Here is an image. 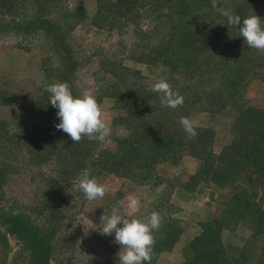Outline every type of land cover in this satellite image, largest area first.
<instances>
[{
	"label": "trees",
	"instance_id": "16d2710c",
	"mask_svg": "<svg viewBox=\"0 0 264 264\" xmlns=\"http://www.w3.org/2000/svg\"><path fill=\"white\" fill-rule=\"evenodd\" d=\"M95 3L94 24L107 19L109 25L120 23L119 34L133 40L120 45L118 60L98 54V67L92 73L94 96L97 100L105 96L113 107L127 110L113 121L128 131L115 138L112 153L105 158L97 156L95 162L103 168L109 161L111 170L123 167L144 181L151 177L154 164L175 163L188 148L185 153L195 158L197 165L186 177L184 188L204 183L226 192L209 218L198 223V233L187 238L178 264L264 263V110L251 106L245 96L248 83L264 76V53L249 48L238 28L227 25V18L221 15L223 10H231L242 20L252 15L264 19V0ZM73 17L82 19L85 13L79 7L72 10L65 0H0V32L29 40L36 35L47 37L51 41L48 47L59 61L54 67L41 65L42 82L30 91L0 84V155L9 161L19 140L32 150V162L45 170L42 198L30 209L32 218L21 211L12 215L17 210L13 206H0V248L7 244V235H14L27 252V264H70V260L54 256L53 241L63 240L57 234L62 214L55 202L64 201L68 186L79 190L78 180L85 176L93 148V140L85 137L74 143L55 127L60 122L58 110L44 91L48 85L66 82L72 94L80 96L72 82L77 61H82L69 37L67 24ZM121 56L154 69L164 68L169 81L164 80L183 96V105L175 109L162 106L160 94L153 91L155 82L149 84L137 69L111 65L109 61H122ZM7 110L12 111L11 120L3 116ZM20 113L26 116L25 121L16 116ZM192 113L211 120L230 113L227 121L222 120L229 130L228 142L215 150L214 133L208 125L194 126L197 135L190 138L180 119ZM3 161L0 187L14 168ZM175 180L168 179L167 186ZM161 200L158 194L152 206L158 213ZM152 212L147 210L146 220ZM170 217H165L159 230H153L151 264H156L160 252L174 247L182 232ZM238 229H244L245 235ZM234 232L240 237L234 238ZM231 237L241 243H233Z\"/></svg>",
	"mask_w": 264,
	"mask_h": 264
},
{
	"label": "rangeland",
	"instance_id": "374dc122",
	"mask_svg": "<svg viewBox=\"0 0 264 264\" xmlns=\"http://www.w3.org/2000/svg\"><path fill=\"white\" fill-rule=\"evenodd\" d=\"M65 4L72 10L79 7L85 13L84 18L73 17L67 24L72 47L82 60L77 61L79 64L73 72V88L80 95L85 91H90L94 95L95 82L91 77L98 67L100 59L98 54H106L109 59L118 60L117 57L122 50L120 45L123 43L129 45L133 40L130 35L119 34L120 23L109 25L108 19L99 22L100 24L92 22L91 19L96 11L95 0H65ZM49 45H51L50 39L42 35H36L29 40L17 38L12 33L0 32V84L6 85L9 89L18 86L25 91L40 85L41 65L54 67L59 62L49 49ZM44 59L45 61H42ZM120 59L122 61H115L119 63L109 62L111 65L121 64L128 69L139 70L140 74L149 80V84L164 79L169 81L164 68L154 69L138 61H131L125 56H121ZM245 96L251 106L264 110V76L262 78L257 76L248 83ZM97 101L112 131L103 142L93 140L90 163L85 170V176L95 178L98 183L106 187L107 191L102 199L88 201L80 190L72 189V191L68 186L64 201L59 199L55 202L62 214V218L58 220L57 234L63 240L53 241L54 256L59 260H70V264H118L117 253L120 251V246L113 242L114 234L109 236L99 232L104 224L100 217L103 214L111 215L113 209H116L118 214L126 216L128 198L134 196L140 201V208L135 218L146 221L144 214L149 208L155 211L152 206L157 201V195L160 194L162 200L158 210L163 223L165 217L172 215L170 218L175 220L182 232L170 251H162L158 254L156 264H178L181 260V247L187 238L198 233V223L209 218L214 207L219 204L221 194L226 190L204 183L194 188H184L186 177L197 165V160L185 153L186 150L189 151L188 148L175 163L164 161L154 164L151 177L144 181H138L139 174L136 177V173L125 171L123 167L119 170H111L109 161L104 162L103 168L100 167L98 162H95L96 157L101 155L105 158L107 153H112L116 149L115 138L125 136L128 131L123 124L113 121V118L126 114L127 110L113 107L110 99L105 96H101ZM11 113V110H7L3 116L11 120L14 117L10 116ZM223 114L217 120H211L201 113H192L188 117L194 122V126L208 125L212 129L215 150L226 144L230 138L229 130L222 121H227V114L230 118V113ZM16 116L19 117L18 119L26 120V116L21 113ZM13 150L9 161L5 160L6 156L0 155V160L8 161L9 165L14 166L12 172L6 174L0 187V206H13L32 218L30 209L38 205L42 198L45 185L42 176L45 170L32 162L33 157L30 155L32 150L19 140L14 143ZM172 177L176 179L175 182L167 186V180ZM241 230L238 229L239 232H242ZM242 234L245 235L243 232ZM239 237L240 234L234 232V238ZM223 238L225 240V236ZM231 238L233 243H241L239 239ZM6 241L7 244L0 248V264H27V252L21 248L19 240L9 234L6 236Z\"/></svg>",
	"mask_w": 264,
	"mask_h": 264
},
{
	"label": "clouds",
	"instance_id": "9594fccd",
	"mask_svg": "<svg viewBox=\"0 0 264 264\" xmlns=\"http://www.w3.org/2000/svg\"><path fill=\"white\" fill-rule=\"evenodd\" d=\"M221 15L227 18V25L238 28L240 36L249 48L264 53V19L252 15L242 20L231 10H223ZM44 91L50 94L51 106L58 110L60 122L55 127L66 133L74 143H79L85 137L103 142L111 135L112 129L104 119L103 109L90 91L74 96L66 82L48 85ZM153 91L160 94L164 107L175 109L183 105V96L178 91H173L165 80L156 82ZM180 124L190 138L196 137L197 132L191 119L181 117ZM77 187L88 201L102 199L107 191L103 184L87 176L78 180ZM139 208V199L130 196L126 216L113 209L111 215L103 214L100 217L104 224L99 232L109 236L114 234L113 242L120 246L117 253L118 264H151L155 243L153 230L160 229L162 218L156 211H153L146 221L135 218ZM18 214L19 210L12 212L14 216Z\"/></svg>",
	"mask_w": 264,
	"mask_h": 264
}]
</instances>
